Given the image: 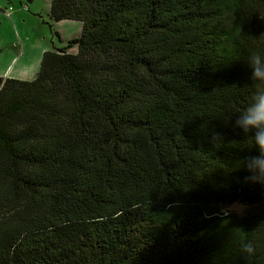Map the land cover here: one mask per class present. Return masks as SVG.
<instances>
[{
  "label": "trees",
  "instance_id": "1",
  "mask_svg": "<svg viewBox=\"0 0 264 264\" xmlns=\"http://www.w3.org/2000/svg\"><path fill=\"white\" fill-rule=\"evenodd\" d=\"M50 16L81 33L34 79L0 76V264H264V186L236 168L257 152L228 123L264 88L247 65L264 0H51ZM234 201L253 207L221 214Z\"/></svg>",
  "mask_w": 264,
  "mask_h": 264
},
{
  "label": "crops",
  "instance_id": "2",
  "mask_svg": "<svg viewBox=\"0 0 264 264\" xmlns=\"http://www.w3.org/2000/svg\"><path fill=\"white\" fill-rule=\"evenodd\" d=\"M50 5L51 0H7L0 5L1 77L34 79L44 51L54 45L62 46L81 33L82 24L78 20L53 21ZM47 22L54 24L50 28V24L45 25ZM53 31L58 32L59 39Z\"/></svg>",
  "mask_w": 264,
  "mask_h": 264
},
{
  "label": "clouds",
  "instance_id": "3",
  "mask_svg": "<svg viewBox=\"0 0 264 264\" xmlns=\"http://www.w3.org/2000/svg\"><path fill=\"white\" fill-rule=\"evenodd\" d=\"M261 18L264 19L262 16ZM247 65L251 70L250 80L264 85V55L259 52L253 53ZM228 123L234 130L238 129L243 133L244 137L250 136L252 148L257 152V155L243 157L236 167L243 168L248 173L244 177V182L264 186V88L251 97L243 111L235 114L234 118L229 117ZM248 207L242 202L234 201L230 205L222 206L220 211L223 215L231 213L243 215ZM242 252L252 256L255 254V248L252 243H245L242 245Z\"/></svg>",
  "mask_w": 264,
  "mask_h": 264
},
{
  "label": "rangeland",
  "instance_id": "4",
  "mask_svg": "<svg viewBox=\"0 0 264 264\" xmlns=\"http://www.w3.org/2000/svg\"><path fill=\"white\" fill-rule=\"evenodd\" d=\"M4 1H7V0H0V5L4 2ZM8 4H10L11 2H7ZM2 11V6H0V12ZM5 13V15L6 16H8L7 15V12H4ZM53 21H55V20H53ZM48 24H51V26L54 24L53 22H47L45 25H48ZM48 27V26H47ZM69 40V39H68ZM0 52H1V50H0ZM249 207L247 208V210H246V212H248L253 206H250V205H248ZM245 212V213H246ZM236 214V213H235ZM238 215V214H237Z\"/></svg>",
  "mask_w": 264,
  "mask_h": 264
},
{
  "label": "built area",
  "instance_id": "5",
  "mask_svg": "<svg viewBox=\"0 0 264 264\" xmlns=\"http://www.w3.org/2000/svg\"><path fill=\"white\" fill-rule=\"evenodd\" d=\"M7 15H9V13L7 12Z\"/></svg>",
  "mask_w": 264,
  "mask_h": 264
}]
</instances>
